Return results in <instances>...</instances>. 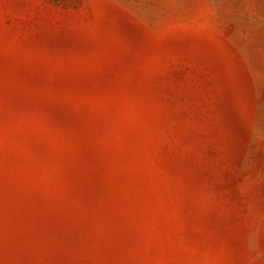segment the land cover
<instances>
[{
    "label": "rangeland",
    "instance_id": "obj_1",
    "mask_svg": "<svg viewBox=\"0 0 264 264\" xmlns=\"http://www.w3.org/2000/svg\"><path fill=\"white\" fill-rule=\"evenodd\" d=\"M0 264H264V0H0Z\"/></svg>",
    "mask_w": 264,
    "mask_h": 264
}]
</instances>
